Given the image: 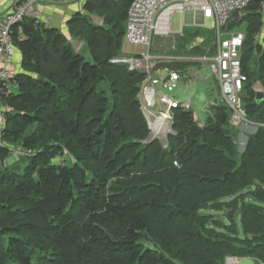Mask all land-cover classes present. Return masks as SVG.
<instances>
[{"label": "trees", "instance_id": "16d2710c", "mask_svg": "<svg viewBox=\"0 0 264 264\" xmlns=\"http://www.w3.org/2000/svg\"><path fill=\"white\" fill-rule=\"evenodd\" d=\"M132 2L86 0L68 21L91 59L47 23L12 27L22 63L12 93L0 92L9 106L0 132V264H264V0L223 28L246 33L243 106L257 129L241 150L224 101L209 106L204 126L193 108H175L168 147L143 143L145 74L111 61L122 53ZM200 35L205 43L188 50ZM213 37L186 33L174 52L203 55ZM13 150L23 159L6 166Z\"/></svg>", "mask_w": 264, "mask_h": 264}, {"label": "built area", "instance_id": "2783aa9c", "mask_svg": "<svg viewBox=\"0 0 264 264\" xmlns=\"http://www.w3.org/2000/svg\"><path fill=\"white\" fill-rule=\"evenodd\" d=\"M48 0H19L14 3L12 11L0 16V92L8 96L15 89L12 79L17 73L16 65L11 62L16 52L12 36V27L25 18H33L37 23L43 21L39 4ZM252 0H133L128 10L124 35L125 42L139 48L136 55L113 58V63L127 64L130 70L145 74L141 84L140 102L148 120L150 140L163 142L174 134V113L178 107L191 109V101H178L168 96L183 78L200 77L194 68L198 63L207 67L216 77L220 86V99L227 103L232 111L231 122L237 128L252 123L243 106L244 84L247 76L243 73L241 56L246 33L243 30L226 33L223 28L235 13L243 16ZM264 16V4L262 7ZM193 16L194 23L211 21L216 32V40L207 47L203 55H178L157 53L153 51L155 37L169 38L183 36L172 23L178 13ZM184 20V19H183ZM185 24V21H183ZM259 39V35L256 36ZM176 46H174L175 48ZM188 50H190L188 48ZM190 62L192 65L180 68H164L157 72L160 63ZM196 78V80H197ZM201 78V77H200ZM9 108L3 104L0 108V120L5 123V111ZM2 131V129H1ZM0 131V132H1ZM175 164H178L175 161ZM228 262L234 263L231 258Z\"/></svg>", "mask_w": 264, "mask_h": 264}, {"label": "rangeland", "instance_id": "374dc122", "mask_svg": "<svg viewBox=\"0 0 264 264\" xmlns=\"http://www.w3.org/2000/svg\"><path fill=\"white\" fill-rule=\"evenodd\" d=\"M244 13L246 14L247 12L245 11ZM262 13H263V11H262ZM95 17H96V20H95L96 23H99V24L102 23V21L104 19L103 17H101V16H95ZM182 17H183L182 13L178 12L172 19V23L177 29H181V27H182V24H183ZM210 24H211V21H206L207 27H210ZM184 27H185L186 31H189V33L192 34L196 30L197 25L196 24H192V25L184 24ZM199 27H200V25H199ZM67 29H68V34L70 36L69 28H67ZM242 29H244V28H242ZM207 30H211V29L207 28ZM72 37L70 36L69 38L73 39L72 43L74 46L76 45L75 46L76 50L83 52L86 57L91 59L92 55H91L89 48L87 47L84 39L80 38V37H73V38ZM201 37H204V36H201ZM197 39H199V38L197 37V38H194L192 41H190L187 44L186 48L188 49V47L190 46L191 43H192V46L189 48L190 50L192 48H194L196 45L204 44L202 42H199V40H197ZM178 42H179V36L177 37V35H174L173 37H169V38L155 37L153 40V51L157 52V53H162V52L166 51V53H167L168 48L171 46V43H173L176 46L174 49L176 51ZM210 46L211 45H209L208 47H210ZM122 48H123V49H121L122 53L117 56L118 58L126 57L129 55V54L124 53V50L133 51V50L139 49L135 46L128 45L125 42V40L123 42ZM17 49L18 48L16 47V51H17ZM170 52H173V51H169L168 53H170ZM131 54L136 55V52L131 53ZM176 54H178V53H176ZM178 55H187V54H178ZM117 57H115V58H117ZM201 67H203V66L199 65V66H196L195 69H196L197 73L200 74L201 78L207 80L206 82H201L200 77H198V78L194 77L193 79L183 78L184 81L178 82L177 87L174 89V91L167 92V94H168V96L174 97L178 101H186V100L192 99L195 114L197 115V117L201 121L200 126H204V123L207 120V118L209 117V115L210 116L214 115L213 110L209 109V111L207 112V111H205V109H207V107H209L211 105H216V104L222 103V101L220 99V89H219L218 83L216 81H213L212 74L208 70L207 67H205V68H201ZM164 68L165 67H163L161 69H157V72L160 73L161 70ZM196 78H197V80H196ZM144 79H145V77H144ZM144 79H143V81H144ZM143 81L141 82V84L143 83ZM141 84H140L139 92L137 94V99L139 102H140ZM140 105H141V102H140ZM2 106H3V104L0 102V108H2ZM141 110H142V106H141ZM142 112H143V110H142ZM143 114H144V112H143ZM144 116H145V114H144ZM145 119H146L147 125H148V120H147L146 116H145ZM2 124H3V122H2ZM247 125H250V126L254 125L255 126L256 124L250 123V124H246L245 126H247ZM242 126H244V125H240L237 127V130H238L237 141H238V145H239L240 150L245 147L246 140H247V139H245V137H243V135L241 133H244V135L246 136V134H248V132H250V131H248L247 128H246L247 129L246 131L241 132ZM148 128H149V125H148ZM1 129H2V127H1ZM149 136H150V133L143 140V143L152 141V140H150ZM158 141H159L160 146H162L163 148H167L169 145L168 137L163 142H161V140H158ZM13 151L17 152V153H21L19 150H13ZM66 159H71V157L68 156V157H66ZM28 163H29L28 159L21 161L20 164L18 165V167H19L18 170H24V168L27 166ZM17 164H16V166H17ZM174 165L179 166V163L175 164V162H174ZM16 166L13 167L12 169L13 170L17 169ZM203 213H210V211L204 210ZM219 217L222 218L223 214L220 213ZM228 258H231V260L234 261L233 264H255L254 260L251 258H245V259H241L239 261L238 258H236V257H227L226 264H231L230 262H228Z\"/></svg>", "mask_w": 264, "mask_h": 264}, {"label": "crops", "instance_id": "0c3cea01", "mask_svg": "<svg viewBox=\"0 0 264 264\" xmlns=\"http://www.w3.org/2000/svg\"><path fill=\"white\" fill-rule=\"evenodd\" d=\"M17 1H19V0H0V16H3L5 14L9 13L10 11H12L13 6H14V3L17 2ZM85 1L86 0H48L46 2L40 3L38 8H39V10L41 12L43 21L45 23H47L49 27L58 28L61 31L65 32L67 35H69L68 34V29H67L68 28L67 27L68 26L67 25L68 24V21L76 13H78V12H84L85 11V9H84V3H85ZM240 17L241 16L239 15V18ZM182 21H185V24L186 25L196 24L197 25L196 30L198 28L199 29L200 28L201 29H206V30H207V28H210L211 30H214L212 28V23L210 24V27H207L206 26V22L205 23H202V21H199V23H194L193 16L191 14L184 15V17H182ZM199 25H200V27H199ZM177 30L178 31L183 30L184 34L189 33V31H186V29L184 27V23L182 24L181 29H177ZM238 30H242V29L241 28H235V29L226 31V33L233 32V31H238ZM178 36L179 35H177V37ZM201 36L202 35L197 36L199 38L197 40H199V42L205 43L207 37L205 35H203L204 37H201ZM215 40H216V32L214 30V37H213V40H212L211 45L214 43ZM174 46L175 45L173 43H171V46L168 48V52L169 51H173V52H170L171 54H176L174 52V49H175ZM191 46H192V43L190 44V46L188 48H190ZM134 52L138 53L139 50H133V51L124 50V53L129 54V55H133L131 53H134ZM11 62L16 65V70L19 71L20 70V67H21V63H22V54H21V52H20L19 49H17L16 53L12 57ZM199 65H201V64L196 63V64H194L192 66H194V68H195L196 66H199ZM165 68H169V66H166ZM201 68H205V67L203 66ZM212 78H213V81H216L218 83V85H219V82L216 79V77L212 76ZM206 81L207 80L201 78V82H206ZM219 89H220V86H219ZM259 90H261V89H257V91H259ZM189 100L191 101V105H192V108H193L194 106H193L192 99H189ZM205 111L208 112L209 111V107H207V109H205ZM244 126L241 127V132H244V131H246L248 129V131H250L248 133H252V132L256 131V129H257V126L256 125L255 126L254 125L253 126L247 125L245 127ZM1 127H2V121L0 120V129H1ZM241 134L243 135V137H245V139L248 138L247 134H246V136L244 135V133H241ZM241 259H245V258H238L239 261Z\"/></svg>", "mask_w": 264, "mask_h": 264}, {"label": "water", "instance_id": "95a60500", "mask_svg": "<svg viewBox=\"0 0 264 264\" xmlns=\"http://www.w3.org/2000/svg\"><path fill=\"white\" fill-rule=\"evenodd\" d=\"M234 17L239 18V13H235ZM263 99H264V91L262 90L257 91V101L261 102ZM21 159H23V154L11 151L8 157L5 159V165L10 166L20 161Z\"/></svg>", "mask_w": 264, "mask_h": 264}]
</instances>
